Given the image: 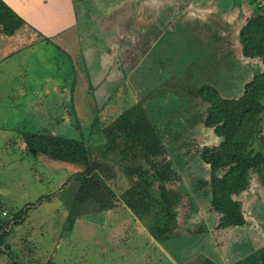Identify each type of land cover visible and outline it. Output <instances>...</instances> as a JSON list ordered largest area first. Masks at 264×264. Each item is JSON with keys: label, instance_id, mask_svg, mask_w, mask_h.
<instances>
[{"label": "rangeland", "instance_id": "1", "mask_svg": "<svg viewBox=\"0 0 264 264\" xmlns=\"http://www.w3.org/2000/svg\"><path fill=\"white\" fill-rule=\"evenodd\" d=\"M240 1L236 0L234 3L233 0L232 2L231 0H221L219 5L224 10L231 6L238 9L239 4L237 2L240 3ZM214 10L213 17L220 16L219 13L222 10L220 12L216 8ZM224 14L222 13L221 17H224ZM175 28L174 32H170L166 37L159 40L153 48V56L154 54L163 53L157 56L156 61L165 62L166 65L164 64L162 71L164 73L156 72L155 67H146L142 64L129 76V79H137L148 86L152 83L151 86H154V90H150L151 94L148 96L149 101L147 100V102H152L150 101L151 99L154 103L161 102L164 97H168L170 99L167 104L168 108H172L176 100L181 104H185L184 101L190 98L189 94L194 90L197 81L199 83L198 79L200 77L196 67L197 56L202 52L199 53L201 45L197 42V35L189 32V27L177 25ZM223 29L225 30V27ZM94 43L93 49L97 50L99 43ZM127 44L123 41L121 47L123 51L129 48ZM220 44L222 43L220 42ZM37 48L31 50L36 52L35 54L24 53L19 57L20 68L17 75L26 76L30 80L31 75L40 77L49 75L52 72L51 70H54L63 72V77L66 79L70 64L64 54H58L53 47L48 45L44 48L37 46ZM181 56L185 57L181 58ZM186 58H189L190 65L184 64ZM234 58L236 57L234 56ZM95 59L96 57L92 61ZM147 61L145 60L144 62ZM15 63H10L5 69H1L6 72V77L16 73H12V67ZM124 68V70L128 69L126 66ZM88 69L93 71L95 66L90 63ZM235 69L232 66L230 73H221L220 77L221 80L226 78L228 83L229 79L234 80L233 78H235V86H232V91L237 96L241 89L240 85L243 78L240 72L238 70L235 71ZM75 70L76 68H74ZM222 70L228 72V66L221 67ZM125 75L123 74L121 79ZM3 79V76L0 77V82ZM121 79L118 80L119 83L123 81ZM28 83L29 88L26 90L27 98H25V101H23L24 98L12 100V97L17 92L18 83H14L9 78L0 83V86H12L7 91L0 89V94L2 95H0V135L1 133L3 134L2 137L0 136V220L5 223L10 222L11 213L23 206H31L27 208L21 221L9 223L8 234L1 241V244L8 245V249L4 250V253L0 255V264H9L11 260L19 264H43L47 259H51L57 264H166L162 253L157 247H154L155 245H150L140 239L139 234H137V228L142 227L125 208H119L118 206L120 205H115L106 212H98L94 210L92 201L87 200L80 206L79 215L73 220L71 228H62L63 221L72 205L77 184L72 179L67 181L62 187L61 184L76 165L67 163H64L65 165H45L38 159L30 158L19 147L20 141L15 136L20 131L19 128L28 131L56 133L71 138L82 137L84 142L94 148V146L101 144L102 138L94 133H89L88 135L87 125L94 116V108L95 111L98 109L96 113L98 118H104L101 115V104L99 105L97 96L93 95L95 104L90 105V107L87 105L88 98H90L88 93L90 89L86 90L87 93L85 91L82 92V80L76 77V93L73 94V97L77 100V104H85L78 105V113L76 115L73 114L75 112L72 111L71 106L63 105L61 102V105L58 103L56 105L49 103L42 105L43 111L36 115L31 110L33 109L31 99L35 95L34 93H38L40 89L38 83ZM127 84H130V86ZM131 84L128 80L124 86H128L125 88V95L129 97L134 92L139 97H143L145 91L149 92L137 81L134 82V85H137L136 88H134V85L131 86ZM34 87L37 88V91ZM141 87L145 91L138 90ZM170 87L173 88L169 89ZM49 88L47 90L49 94L44 95L48 99L52 96ZM58 91L62 96L65 93L61 88ZM2 93L8 97H4ZM108 93H112V90L108 89ZM230 93L234 96L232 92ZM126 99L131 100V98ZM27 100L28 102H26ZM112 100H115V95ZM188 101L192 104L194 99H189ZM162 102H165V100ZM117 106L115 101L109 103V112H113ZM188 108L189 111H192V108L194 109L193 113H190L191 118L193 117L194 119L195 111L199 110V106L189 105ZM150 111L151 115L159 119H168V117L164 116V113L158 114L156 109H150ZM104 116L108 117L109 115ZM76 118H79L78 121H76ZM169 121L170 125H168L167 129L172 132L177 120ZM166 122L164 120L159 121L160 125H165ZM197 127H199V124L192 127L195 129L194 131H190L196 137L188 136V133L186 136H181L185 131L177 129L175 133L180 135V138H176V141L179 142L178 144H176L175 138H168L172 148L174 146L173 150L178 149V151H170L169 156L180 177L179 189L182 194H185L181 195L177 217H175V222H178V226H181L180 228H214L217 221L214 215L208 213V211L211 212L212 210L208 209L207 187L197 184L198 180H207L208 167L201 163L198 154L189 145H197V143L199 145L203 141L206 145L215 144L218 142V138L213 136L211 131L205 127L198 129V133L201 134L200 136L197 135ZM261 135L264 138V133ZM5 138H7L8 142L5 146H2ZM185 142H187L186 145H184ZM180 143L184 144L180 145ZM186 150L187 153H184L183 151ZM48 162L54 161L48 160ZM250 186L252 189V185ZM113 187L115 190L120 189L116 184H113ZM259 187L261 188V194L259 195L255 191L257 197H253L252 201L247 200V206L242 203L243 209L241 207V211L251 228H259L256 223L255 226L253 224L252 219L255 222L254 216H260V225L263 223L264 169L262 182ZM45 196L48 197L44 198ZM193 198H200L196 208H194L195 202ZM37 199H39L38 202H36ZM33 203L34 205H31ZM245 207L247 208L245 209ZM3 211L7 215H3ZM180 222L182 223L181 225H179ZM108 228L116 229L110 233ZM261 228H264V225Z\"/></svg>", "mask_w": 264, "mask_h": 264}, {"label": "crops", "instance_id": "2", "mask_svg": "<svg viewBox=\"0 0 264 264\" xmlns=\"http://www.w3.org/2000/svg\"><path fill=\"white\" fill-rule=\"evenodd\" d=\"M2 1L25 24L12 36L0 34V77H4L1 82L9 78L14 83H18L17 92L12 100L24 98L23 101L27 98L28 81L30 84L38 83L40 90L38 93H34L35 95L31 99L33 108L31 110L36 115L43 111L42 105L48 103L61 105L60 102L63 105L71 106L76 115L78 107L85 105L84 103L77 104V100L73 97V94L76 93L75 78L77 77V79L82 80V92L87 93L86 90L90 89L88 91L90 98H88L87 104L89 107L95 104L93 95L97 96L98 103L102 106L101 115L105 119L104 122L112 120L120 111L121 106L131 105L139 101L148 114H152L150 109H156L158 114L164 113V116L168 117L166 120L151 115V118L155 119L157 123L160 120L182 122L179 124V129L184 130L185 133L181 136H186L188 133V136L196 137L190 132L195 129L188 128V125L194 120V126L199 124L197 135L200 136L201 133H198V129H202L204 126L196 115L194 119L191 118L190 113H193L194 109L189 111L188 108L189 105H197L199 110H196L195 113L197 114L199 111V114L202 113L204 103L199 101L197 97L192 104L189 103L188 99L184 101L185 104L176 100L175 105L168 108L167 104L170 102L168 97L162 99L165 102L154 103L152 99L150 100L152 102H147V100L149 101L148 96L151 94L150 90H154V86H151L152 83L148 86L137 79H129L131 73L142 64L146 67H155L156 72L164 73L162 71L165 62L156 61L157 56L163 53L153 56V48L159 40L166 37L170 32H174L177 25L189 27L188 31L197 35V42L201 45L199 53H202L197 56L196 70L199 71L200 77L199 83L197 81L195 86L196 89L207 84L214 87L221 96L233 98L236 96L232 91V86H235V78H233L234 80L229 79L228 83L226 78L221 80L220 74L230 73L232 66H234L235 71L238 70L243 78L241 87L243 82L249 80L253 74L261 69L260 61L257 58H245L241 55L237 41L238 28L252 12V7L248 5L246 0L237 2L239 4L238 9L231 6L225 10L219 5L221 0ZM233 1L236 2V0ZM214 8L218 9V12L222 10L219 13L220 16L213 17ZM222 13H225L224 17H221ZM222 26L225 27L226 31ZM123 41L129 46L124 51L121 48ZM94 42L99 43L97 50L93 49ZM47 45L53 47L58 54H64L68 59L70 69L67 71V78L63 77V72L54 70H51V74L40 77L31 75L30 80L26 76L17 75L20 68L19 57L24 53L35 54L36 52H32V49H38L37 46L44 48ZM39 50L42 51L43 49ZM95 57L96 59L92 61ZM183 57L181 56V58ZM145 60L148 61L144 62ZM15 61L17 62L15 63ZM10 63H15L12 67V73H16L6 77V72L1 69H5ZM90 63L95 66L93 71L88 69ZM184 64H191L189 58H186ZM125 66L128 67L127 70H124ZM227 66L228 72L221 71V67ZM74 68H76L75 71ZM123 74L126 75L121 79ZM119 78L123 80L121 83L118 81ZM128 80L132 83L131 86L137 81L149 92L141 87L138 90H144L145 94L143 97H139L132 88L134 94H131L130 97L125 95V88L130 86L127 84L128 86L124 87ZM7 86H0V89L7 91V89L12 88V86H8V88ZM136 87L137 85H134V88ZM34 88L37 91V88ZM48 88L52 95L49 99L47 96L44 97V95L49 94ZM60 88L65 91L63 96L58 91ZM108 89H111L112 93L107 94ZM2 94L4 95V93ZM114 95L115 100H112ZM4 97L8 96L5 94ZM126 98H131V100ZM114 101L118 106L113 112H109V103ZM84 110L86 109L84 108ZM95 114L94 108L93 115ZM107 114L109 116L105 117L104 115ZM19 130L21 131L20 128ZM0 136L2 137L3 134L1 133ZM19 145L22 147L21 144ZM258 149L264 153V143H259ZM111 182L119 186L120 189L117 192L128 184L126 176L120 171L116 172ZM260 184L261 182L257 181L256 178L251 179L247 188L237 198L241 207L242 203L247 206V200L252 201L253 197H257L256 192L261 194ZM250 185H252V189ZM253 189L255 190L251 193ZM200 198H193L194 208H196ZM116 205H120L119 208H125L122 204ZM208 206V209L211 210L209 202ZM126 210L130 213L128 209ZM177 210L178 206L176 207ZM208 213L214 215L216 219L218 218L215 212L208 211ZM254 217L255 222L252 219L253 224L255 226L256 223L259 228H251L245 216V225L226 228H215L217 221L214 228H180L181 226H178V222H176V228H172L168 236L160 239H155L139 221L135 220L142 227L137 228L140 239L150 245H155L154 247H157L162 253L166 264H264V228H261L264 225V218H262L263 223L260 225V216ZM181 224L180 222L179 225ZM115 229L108 228V232L111 233Z\"/></svg>", "mask_w": 264, "mask_h": 264}, {"label": "trees", "instance_id": "3", "mask_svg": "<svg viewBox=\"0 0 264 264\" xmlns=\"http://www.w3.org/2000/svg\"><path fill=\"white\" fill-rule=\"evenodd\" d=\"M246 1L252 12L238 28L237 41L241 55L257 58L261 69L243 82L236 97H223L207 84L194 88L189 94V99L197 97L204 103L202 113L196 117L218 138L215 144L206 145L204 141L199 145L188 144L208 167L207 180H198L197 184L207 187L210 208L218 215L216 228L245 225L237 197L251 179L262 182L264 169V153L258 149L259 143H264L261 135L264 133V0ZM24 24L0 0V34L12 36ZM104 121L96 114L87 125L88 135L94 133L102 138L101 144L94 148L82 137L41 131L21 130L15 137L26 155L45 165H76L61 184L62 187L70 179L77 184L62 228H71L82 203L90 200L98 212L122 204L155 239L168 236L171 229L176 228V207L185 195L179 189L180 177L169 156L170 151L178 149L173 150L168 139L173 137L176 144L179 143L176 138L180 135L175 132L181 122L177 121L169 132L170 121L160 125L139 101L121 106L112 120ZM193 124L194 120L188 128ZM7 142L5 138L2 146ZM118 171L128 180L127 186L119 192L111 182ZM29 207L23 206L11 213L10 222L0 220V255L8 249L1 241L8 234L9 223L21 221ZM9 264L19 263L11 260ZM43 264L57 263L47 259Z\"/></svg>", "mask_w": 264, "mask_h": 264}, {"label": "built area", "instance_id": "4", "mask_svg": "<svg viewBox=\"0 0 264 264\" xmlns=\"http://www.w3.org/2000/svg\"><path fill=\"white\" fill-rule=\"evenodd\" d=\"M2 214L4 215V212H2Z\"/></svg>", "mask_w": 264, "mask_h": 264}]
</instances>
